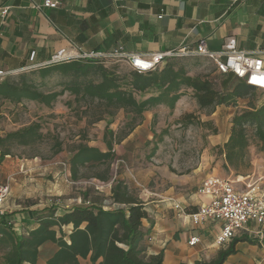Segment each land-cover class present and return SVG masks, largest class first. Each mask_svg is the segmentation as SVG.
Returning <instances> with one entry per match:
<instances>
[{
  "label": "crops",
  "instance_id": "crops-1",
  "mask_svg": "<svg viewBox=\"0 0 264 264\" xmlns=\"http://www.w3.org/2000/svg\"><path fill=\"white\" fill-rule=\"evenodd\" d=\"M44 1L0 0V12L8 8L4 19L0 15V70L18 73L41 68L60 51L73 56L97 55L124 65L120 55L194 50L201 40L207 42L210 51L220 52L229 38H234L242 51L264 52V0H57L60 4L57 9L34 8ZM183 92L173 110L175 116L191 96L190 90ZM155 109L170 110L165 105L152 110ZM148 114L137 130L114 146L115 154L117 149L121 150L126 160L123 167L129 174L123 175L132 177L128 182L133 188H141L138 197L148 214L143 220L144 231L148 232L145 242L148 253L162 254L165 264H195L210 262L220 251L233 249L225 264H264V224L249 222L233 240L218 247L216 239L222 224L208 222L194 226L189 217L210 202L199 193L203 181L226 176L224 156L218 157L212 150L222 143L211 137L199 163L185 172L147 164L142 176L130 162L134 154L142 158L145 143L153 139L150 135H139L151 123L152 116ZM251 165L249 172L234 180L236 188L245 191L247 183L261 180L264 193V156L257 157ZM7 179L10 181L0 178ZM81 191L67 187L62 194L77 199ZM45 207L14 205L13 210L6 207L5 214L11 215L9 219L15 222L20 235L22 229L33 230L38 226L37 215ZM65 209L62 207L59 213L63 214ZM72 229L68 226L63 231L69 234ZM57 232L60 236L59 229ZM191 237H198L200 243L191 247ZM57 250L54 243H45L40 248L38 264H48ZM80 264L94 263L88 257L80 259Z\"/></svg>",
  "mask_w": 264,
  "mask_h": 264
},
{
  "label": "trees",
  "instance_id": "trees-1",
  "mask_svg": "<svg viewBox=\"0 0 264 264\" xmlns=\"http://www.w3.org/2000/svg\"><path fill=\"white\" fill-rule=\"evenodd\" d=\"M176 59L171 58L162 68L145 74L127 65L129 71L118 74L113 67L106 66L110 61L105 59H76L32 72L42 79L53 75L62 78L65 82L60 92H43L26 73L9 76L0 82V103L36 102L51 108L58 98L70 92L78 103L83 101L106 107L111 117L120 110L132 116L127 134L119 136L106 130V151L81 144L67 162L74 180L79 179L82 169L105 166V173L97 178L103 183L112 182L110 194L106 196L96 186L84 188L80 193L82 203L65 209L63 214L59 213L62 207L56 202L47 204L37 215L38 226L33 230L22 229L20 235H17L15 222L9 219L10 214L0 215V244L7 248L3 264H38L40 248L48 242L58 248L48 264H80V259L88 257L94 264H165L162 254L148 253L145 244L148 232L143 228V220L148 214L134 191L136 188L117 174H109L111 164L116 161L114 146L128 137L153 108L165 105L173 111L184 96V90L191 91L200 110L211 111L221 106L237 107L240 100L254 91L231 75L217 73L213 65L214 71L225 77L220 86L210 76H189ZM186 117L193 118L191 115ZM231 124L229 138L218 149L225 159L224 168L237 171L250 166V131L264 154V102L237 112ZM42 137L41 126L33 124L0 138V161L11 156L7 144L16 142L28 146ZM107 200L116 207L106 206ZM68 226L73 227L69 234L63 231ZM233 253V249L222 250L214 260L195 264H225Z\"/></svg>",
  "mask_w": 264,
  "mask_h": 264
},
{
  "label": "rangeland",
  "instance_id": "rangeland-1",
  "mask_svg": "<svg viewBox=\"0 0 264 264\" xmlns=\"http://www.w3.org/2000/svg\"><path fill=\"white\" fill-rule=\"evenodd\" d=\"M176 60L189 76H210L216 79L218 86L225 80L224 76L214 71L212 64L206 59L186 57ZM110 62L106 66L113 67L118 74H125L129 71L121 62ZM38 69L18 72L15 76L26 73L39 84L40 89L45 93L63 90L65 81L62 78L57 75L45 79L39 78L32 74ZM263 102L264 92L254 90L246 99L240 100L237 107L221 106L213 111L200 110L193 97L189 96L178 116H175L171 110H151L150 115L148 114L152 116L151 123L146 129H142L139 135L141 134L142 137L150 135L153 139L145 143L144 156L141 158L140 155L134 154L130 162L135 165L137 171L142 173V176L147 164L156 167L169 166L179 172L188 171L199 163L201 153L204 147L209 145L211 137L222 144L227 141L231 133L233 116L237 112L251 105L259 106ZM109 112V109L98 104L76 102L70 92L58 98L51 108L36 102H25L21 105L1 102L0 138H5L33 124L41 126L43 136L38 142L28 146H20L16 142L7 144L6 147L10 149L11 156L0 161V178H10V195L4 208L10 207V210H13L14 205L25 207L47 205L53 202H58L63 208L73 207L82 199L81 197L65 198L62 192L67 187L84 189L96 186L108 196L110 187L103 185L107 183L97 178L98 175L105 173V166L82 169L79 179L74 180L67 162L81 144L106 150L104 136L107 129L119 136L128 133V124L132 116L120 110L111 117ZM188 115L193 118L186 119ZM145 120L144 118L140 121L134 130H137ZM249 134L251 138L248 151L250 166H243L237 171L226 170L223 167L225 178L236 180L237 176L251 170L253 160L264 156L260 151L258 141L253 138V132L250 131ZM108 136L111 138L110 135ZM218 147L212 150L218 154V157H222ZM117 150L116 161L111 164L109 174L112 176L117 174L118 178H124L125 181L132 180L131 176L123 175L129 174L126 168L121 167L126 160L122 158V151ZM1 151L2 148H0V153ZM134 191L138 194L141 188L136 186ZM60 192L61 195H57ZM6 252L7 248L0 244V264L4 263Z\"/></svg>",
  "mask_w": 264,
  "mask_h": 264
},
{
  "label": "built area",
  "instance_id": "built-area-1",
  "mask_svg": "<svg viewBox=\"0 0 264 264\" xmlns=\"http://www.w3.org/2000/svg\"><path fill=\"white\" fill-rule=\"evenodd\" d=\"M57 0H45L35 5L37 10L57 9ZM1 18L8 15V8L1 10ZM126 65L132 70L145 74L162 68L171 58H203L209 61L221 75H231L254 90L264 92V52H246L238 49L237 41L229 38L223 50L213 52L208 49L207 42L201 40L194 50H180L169 53L152 54L149 56L120 55ZM76 59H100L97 55L79 53L75 56L58 52L50 62L42 67L54 66ZM17 72L0 70V82ZM261 180L245 185V191L236 188V181L229 178H208L203 181L199 193L210 199L207 205L200 207L189 215L194 226L208 222L222 224L221 232L216 239V246L221 247L233 240L238 232L246 229L249 222L264 224V193ZM111 189L112 182L103 184ZM103 186L101 187V189ZM99 189V188H98ZM100 190V189H99ZM10 195V181L0 180V215H5L4 205ZM59 206L60 204L56 202ZM81 200L80 203L81 204ZM77 204V205H79ZM105 205L115 208L110 200ZM71 207H67L69 209ZM176 209L181 210L179 205ZM200 243L198 237H191L189 245L194 247Z\"/></svg>",
  "mask_w": 264,
  "mask_h": 264
}]
</instances>
